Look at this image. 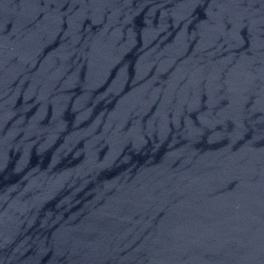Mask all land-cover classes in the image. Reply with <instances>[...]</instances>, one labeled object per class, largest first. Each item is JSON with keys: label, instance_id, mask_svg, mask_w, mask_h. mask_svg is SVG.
<instances>
[{"label": "water", "instance_id": "95a60500", "mask_svg": "<svg viewBox=\"0 0 264 264\" xmlns=\"http://www.w3.org/2000/svg\"><path fill=\"white\" fill-rule=\"evenodd\" d=\"M0 264H264V0H0Z\"/></svg>", "mask_w": 264, "mask_h": 264}]
</instances>
